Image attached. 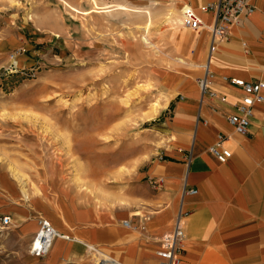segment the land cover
<instances>
[{
	"label": "rangeland",
	"instance_id": "1",
	"mask_svg": "<svg viewBox=\"0 0 264 264\" xmlns=\"http://www.w3.org/2000/svg\"><path fill=\"white\" fill-rule=\"evenodd\" d=\"M164 4L0 0V216L38 198L141 209L153 191L141 173L159 159L169 117L161 85L188 73L182 41L193 36ZM29 246L15 220L0 225V264H42Z\"/></svg>",
	"mask_w": 264,
	"mask_h": 264
},
{
	"label": "crops",
	"instance_id": "2",
	"mask_svg": "<svg viewBox=\"0 0 264 264\" xmlns=\"http://www.w3.org/2000/svg\"><path fill=\"white\" fill-rule=\"evenodd\" d=\"M156 1L178 13L188 6L211 24L212 17L201 14L200 7L214 0ZM252 4L254 13L232 27L228 41L217 44L210 59L208 30L189 31L193 36L186 41L184 36L182 57L188 73L171 72L169 85H161L170 94L167 104H160L169 117L160 157L141 173L142 179L152 180L153 191L143 197L140 210L122 215L72 202L54 206L42 198L28 207L3 209L0 217L9 216L11 225L15 220L19 236L29 244L38 216L58 233L50 252L40 258L42 264H76L86 256V246L107 254L115 264H157L159 239L173 229L178 214L185 220L178 264H264V101L255 104L247 135L234 134L227 123L242 96L230 80L264 82V0ZM202 62L211 72L216 100L201 97ZM219 134L227 136L224 146L231 152L225 163L209 151ZM11 212L14 218L7 214Z\"/></svg>",
	"mask_w": 264,
	"mask_h": 264
},
{
	"label": "built area",
	"instance_id": "3",
	"mask_svg": "<svg viewBox=\"0 0 264 264\" xmlns=\"http://www.w3.org/2000/svg\"><path fill=\"white\" fill-rule=\"evenodd\" d=\"M254 10L252 0H214L200 7L201 14H209L212 17L211 24H206L195 10L184 6L181 9V25L191 32H198L202 29L208 30L210 45L207 57L210 59V56L216 51V45L228 41L232 34V27H239L243 20L254 13ZM203 71V76L198 79L201 97L210 101L216 100L218 95L210 89L211 72H209L206 64ZM230 83L241 90L242 96L235 105L234 112L227 117V123L234 134L245 136L248 134L255 104L264 101V82H246L241 79H231ZM226 140L227 136L225 134H219L216 144L209 148V151L219 163H225L231 157L230 150L224 146ZM159 183L160 180H156L155 185ZM188 192L190 194L196 193L195 190H189ZM0 224L2 227L10 226V217H0ZM37 225V232L29 246V255L40 259L50 252L54 240L59 235L50 222L43 217L37 219ZM123 225L129 226V222L125 221ZM184 227V215L178 214L173 229L159 239L161 250L157 253V264H178L180 262L185 239ZM86 251V255L102 256V253L93 246H86Z\"/></svg>",
	"mask_w": 264,
	"mask_h": 264
},
{
	"label": "bare ground",
	"instance_id": "4",
	"mask_svg": "<svg viewBox=\"0 0 264 264\" xmlns=\"http://www.w3.org/2000/svg\"><path fill=\"white\" fill-rule=\"evenodd\" d=\"M181 19V18H180ZM181 22H182V20L179 22V25L180 26H182L181 25ZM21 57V55H13L12 56V62H15L16 60L15 59H18V58H20ZM159 111V105H156V106H154V110H153V113H156V112H158ZM78 145L77 146H79L78 147V150H83L84 148H86L87 146H88V143H85V142H82V144H80V142L79 143H77ZM60 238V237H59ZM95 258V257H94ZM95 264H115V263H113L112 261H110V259H108L105 255H103L102 254V256H100L99 258L97 257V259H96V261H95Z\"/></svg>",
	"mask_w": 264,
	"mask_h": 264
}]
</instances>
